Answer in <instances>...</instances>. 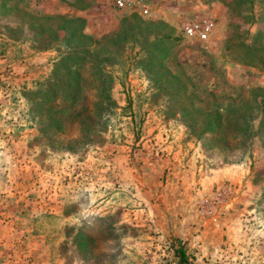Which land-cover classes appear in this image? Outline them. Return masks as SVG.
<instances>
[{
    "label": "rangeland",
    "instance_id": "374dc122",
    "mask_svg": "<svg viewBox=\"0 0 264 264\" xmlns=\"http://www.w3.org/2000/svg\"><path fill=\"white\" fill-rule=\"evenodd\" d=\"M153 1L0 0V264H264V0Z\"/></svg>",
    "mask_w": 264,
    "mask_h": 264
},
{
    "label": "built area",
    "instance_id": "2783aa9c",
    "mask_svg": "<svg viewBox=\"0 0 264 264\" xmlns=\"http://www.w3.org/2000/svg\"><path fill=\"white\" fill-rule=\"evenodd\" d=\"M105 1V0H104ZM114 9L147 18L155 13L156 4L153 0H106ZM213 28L212 19H181L177 25L179 34L187 39L204 41Z\"/></svg>",
    "mask_w": 264,
    "mask_h": 264
},
{
    "label": "trees",
    "instance_id": "16d2710c",
    "mask_svg": "<svg viewBox=\"0 0 264 264\" xmlns=\"http://www.w3.org/2000/svg\"><path fill=\"white\" fill-rule=\"evenodd\" d=\"M61 75L62 76L67 75V77H70L73 79L72 81L66 79V80H68V84L63 85V86H64V90H66L65 94H69L71 97L75 96L77 94L76 91H78L76 83L79 81L78 80L79 72L77 70H75L74 68L73 69H65L64 73H62ZM53 90H54V88L48 89V96H49L48 98H52V96H50V95H54ZM172 253H173V256L177 258L178 264H191L187 260L184 249L182 248L181 245L174 247Z\"/></svg>",
    "mask_w": 264,
    "mask_h": 264
}]
</instances>
